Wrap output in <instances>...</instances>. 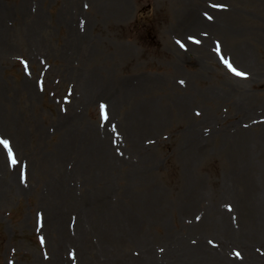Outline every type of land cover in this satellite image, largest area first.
Instances as JSON below:
<instances>
[{"label": "rangeland", "instance_id": "rangeland-1", "mask_svg": "<svg viewBox=\"0 0 264 264\" xmlns=\"http://www.w3.org/2000/svg\"><path fill=\"white\" fill-rule=\"evenodd\" d=\"M0 140V264H264V0H0Z\"/></svg>", "mask_w": 264, "mask_h": 264}, {"label": "snow or ice", "instance_id": "snow-or-ice-1", "mask_svg": "<svg viewBox=\"0 0 264 264\" xmlns=\"http://www.w3.org/2000/svg\"><path fill=\"white\" fill-rule=\"evenodd\" d=\"M213 7H224L223 5H213ZM209 19H211V17H208ZM190 40H192L193 42L195 43H199V41L195 40L194 37H189ZM177 43L179 44L180 41H177ZM181 47H184L183 44L180 45ZM225 64L229 67V69L237 76H245L246 74L243 73V72H240L238 71L237 69L233 68L231 66V64H229L227 61H225ZM102 110L104 108V106L102 105L101 106ZM0 144H2L4 146V148L8 151V156H9V159L12 161V163L14 164L15 163V160L12 159V151H11V148L9 146V142L7 140H0ZM237 256H239V253H236Z\"/></svg>", "mask_w": 264, "mask_h": 264}, {"label": "bare ground", "instance_id": "bare-ground-1", "mask_svg": "<svg viewBox=\"0 0 264 264\" xmlns=\"http://www.w3.org/2000/svg\"><path fill=\"white\" fill-rule=\"evenodd\" d=\"M190 22H191V24L195 25L199 29V27H200L199 23H197L195 20H194V22H192V20H190ZM204 23L205 24H203V25H206L207 27L210 26V24H209V22L207 20ZM203 27H205V26H203ZM171 264H175V263H171ZM217 264H221V262H218Z\"/></svg>", "mask_w": 264, "mask_h": 264}]
</instances>
